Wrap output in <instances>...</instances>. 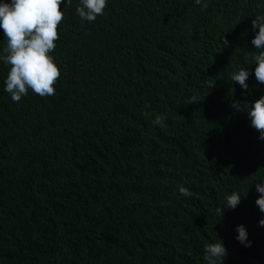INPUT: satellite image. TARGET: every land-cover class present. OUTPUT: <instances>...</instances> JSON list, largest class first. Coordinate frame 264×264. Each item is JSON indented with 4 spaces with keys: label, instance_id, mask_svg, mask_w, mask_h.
<instances>
[{
    "label": "trees",
    "instance_id": "1",
    "mask_svg": "<svg viewBox=\"0 0 264 264\" xmlns=\"http://www.w3.org/2000/svg\"><path fill=\"white\" fill-rule=\"evenodd\" d=\"M206 2L107 0L91 23L62 4L53 96L14 103L0 62V264H206L218 240L223 264H264V140L231 107L264 96L251 43L264 0Z\"/></svg>",
    "mask_w": 264,
    "mask_h": 264
},
{
    "label": "clouds",
    "instance_id": "2",
    "mask_svg": "<svg viewBox=\"0 0 264 264\" xmlns=\"http://www.w3.org/2000/svg\"><path fill=\"white\" fill-rule=\"evenodd\" d=\"M202 5L201 11L207 9L206 0H194ZM73 0H0V29L3 30L5 46L0 49V62L7 66V75L4 79V92L9 94L14 103L28 95L29 90L41 98L55 95L54 85L61 76V71L55 63L52 53L59 39L57 26L64 19L63 7H69ZM107 0H79L75 8L81 20L94 22L97 16L104 15ZM252 28L257 30L251 43L258 49L253 55L256 67L254 75L258 84H264V15H257L252 19ZM252 73L247 68H240L230 74L232 82L238 83L247 90L248 78ZM199 100L192 96L188 104ZM249 105V104H248ZM231 107L236 111H246L251 121V127L259 133V139L264 140V96L251 103L247 109H242L240 101H233ZM162 123L159 117L154 121ZM181 195L190 197L194 193L183 185L178 186ZM259 193L255 200L261 213H264V181L256 183ZM241 202V194L233 192L226 197L222 207L217 212L222 216L223 209L234 210ZM264 226V218L259 221ZM235 237L244 247H251L248 233L244 225L236 228ZM228 251L222 240L207 243L203 248V259L206 264H223Z\"/></svg>",
    "mask_w": 264,
    "mask_h": 264
}]
</instances>
